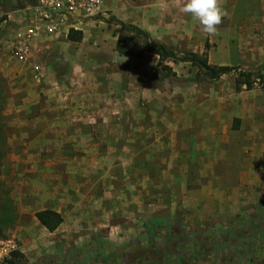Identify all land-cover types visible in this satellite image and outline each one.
<instances>
[{
    "label": "rangeland",
    "instance_id": "1",
    "mask_svg": "<svg viewBox=\"0 0 264 264\" xmlns=\"http://www.w3.org/2000/svg\"><path fill=\"white\" fill-rule=\"evenodd\" d=\"M230 1L219 0L226 15L209 36L181 11L186 0H102L99 13L84 14L100 37L85 47L67 41L50 56L32 39L24 61L11 47L15 31L35 18L38 0H0L2 116L10 147L0 206L12 198L18 218L4 232L20 245L7 264H264V152L246 144V133L256 130L250 121L243 130L236 120L226 125L254 99L237 91L264 88V63H235L241 46L257 41L242 38L247 22L230 16ZM17 9L26 10L24 22L1 24ZM113 19L140 27L179 55L206 53L212 64L262 76L238 90L235 71L210 80L191 62L168 61V70L145 50L148 38L121 36ZM107 32L111 38H101ZM119 38L128 53L119 52ZM109 111L121 119L108 120ZM212 112L221 126H208ZM131 113L164 119L144 125L129 120ZM112 125L117 134H100ZM161 127L184 128L174 147L143 135ZM204 129L213 134L206 149L199 144ZM44 209L62 215L53 231L36 216Z\"/></svg>",
    "mask_w": 264,
    "mask_h": 264
},
{
    "label": "crops",
    "instance_id": "2",
    "mask_svg": "<svg viewBox=\"0 0 264 264\" xmlns=\"http://www.w3.org/2000/svg\"><path fill=\"white\" fill-rule=\"evenodd\" d=\"M228 4H230L228 9L231 10L229 14L232 18H234V16L235 17L239 16L242 20L244 19L243 21L247 22V31L244 32V34L242 35V38L247 39L249 41H254V40L257 41L256 44L247 43V45L245 46L242 45L241 46L242 51L240 55L241 58L236 60L235 63L250 64L252 66L257 67L260 64L264 63V0H240V1L231 0L230 3ZM25 11H26L25 9H17L15 11H8L7 12L8 19H3L1 24L7 22L8 20H10L11 22H15V23L24 22V19L26 17ZM1 15L2 14L0 13V16ZM90 23H91V20L87 19L86 15H84L83 12H78L73 15H70L69 17H66L63 21H59L58 31H54L53 33H49V32L47 33L44 30H39L37 33L39 34L38 37L35 36L33 38V40L36 43V48H38L39 50H43V48H45L46 51H44L43 55L50 56L51 53L54 51L55 47L58 46L59 48H64L63 45L65 46L67 41L70 42V40L68 39V33L71 28L82 31L83 33L82 41L75 42V43L80 44L83 42L84 47H85L86 45L85 42L87 39L96 40L98 37H100L97 30H91L90 32L88 28V25ZM116 28L118 27L116 26ZM255 28H256V31H255ZM107 33L108 35L107 34L102 35L101 38L109 40L111 38V35L113 34L112 33L110 34L109 32ZM43 34L45 35V37H43ZM2 40L5 42L4 39H0V41ZM2 57L4 56H1V58ZM236 93L238 94V97H242L243 99L245 97H248L249 94L254 99L250 101V103L239 106L238 112L235 113L234 115L232 113L226 125L227 126L229 125L228 127L231 129L233 126V123H232L233 120H236V124L234 127L241 128L243 130L247 127V123L249 124V121H250L251 123L250 127H254L256 128V130L254 133L251 130H249L246 133V139H247L246 144H248V146L252 145L256 151L264 152V88L256 92H253V91L246 92L243 90H239ZM253 94H256V95H253ZM230 107H233V105L231 104ZM154 114H151L152 117L150 115L149 118H145V117H142L141 114L131 113L129 120L131 119L134 122L136 121V123L138 122V120L143 123L144 121H146L144 125L147 124V121L151 122V124L153 125H156V124L159 125L160 120L164 119V117L158 118ZM116 116L117 117L120 116V119H121V115H117V114L114 115V112H110L109 114H107V119L116 120L117 118ZM208 116L210 117L212 121H214V122L208 123L209 127L221 126L218 121L221 118L219 114L212 112V113H209ZM180 123H184L183 120H181ZM166 127L154 129L155 131L153 133L150 132L148 134H143V135H146V137H150L152 140H153V137H156L158 135L161 137L158 144H162L161 141L170 140L172 142H170L169 144L172 147H174L177 144L178 135L183 136L184 128L182 130H179V129L168 130ZM130 128H132L134 132H137L135 131L136 129L134 127H131V125H130ZM259 130H262L263 132L261 133ZM206 131L207 130L204 129L201 132V135L199 137L201 138L200 140L201 143H199L200 146L202 147V145H205L202 147L203 149H206L208 146L206 145L207 144L206 141H209L211 138H213V134L209 132L206 133ZM106 132L107 134H110V135L117 134L116 126L112 125V129H109L108 131H105V129H103L102 131H100V134L103 135ZM224 132L227 135V130H225ZM86 264H95V263L94 261L89 259L88 263Z\"/></svg>",
    "mask_w": 264,
    "mask_h": 264
},
{
    "label": "trees",
    "instance_id": "3",
    "mask_svg": "<svg viewBox=\"0 0 264 264\" xmlns=\"http://www.w3.org/2000/svg\"><path fill=\"white\" fill-rule=\"evenodd\" d=\"M121 26V36H124L126 31H132L139 34H142L148 40L146 41V51H149L153 54H156L160 58V62H166L164 67L168 70H172L173 67L171 64L167 63L168 61L173 62H191L195 65L199 72H204L210 80H216L222 75L230 73L232 71L236 72L235 82L236 88L239 90L243 87L247 89L253 88L254 84L261 78L262 73L255 70H244L238 66L231 65H217L212 64L209 61L208 55L206 53H195L188 52L184 55H179L174 49L169 48L163 43H157L150 40V34L147 31H144L140 27L127 24L124 21L113 19ZM83 38V33L80 30L71 28L68 33V39L71 41H81ZM117 48L122 54L128 53L129 50L126 47L122 46L121 38L117 42ZM159 70L156 69L155 72ZM6 105V94H5V85L4 77L0 73V171L3 166V160L9 153L10 147L8 144V136L6 132V123L3 119V110ZM0 209V235L7 236L4 232L9 226L14 223L18 218V213L15 209L12 198L7 195L5 199H1ZM37 218L50 230L53 231L57 228L59 223L62 221V215L52 209H44L36 212ZM264 241V240H263ZM262 242V241H261Z\"/></svg>",
    "mask_w": 264,
    "mask_h": 264
},
{
    "label": "built area",
    "instance_id": "4",
    "mask_svg": "<svg viewBox=\"0 0 264 264\" xmlns=\"http://www.w3.org/2000/svg\"><path fill=\"white\" fill-rule=\"evenodd\" d=\"M101 7L102 0H38L34 11L35 18L28 22L30 26L25 30L19 27L15 31L17 41L11 47L12 54L21 60H28L32 39L39 30L53 33L58 31L59 21L66 17L78 12L96 14L101 11ZM19 249L20 245L15 236L0 235V264H7Z\"/></svg>",
    "mask_w": 264,
    "mask_h": 264
},
{
    "label": "clouds",
    "instance_id": "5",
    "mask_svg": "<svg viewBox=\"0 0 264 264\" xmlns=\"http://www.w3.org/2000/svg\"><path fill=\"white\" fill-rule=\"evenodd\" d=\"M181 11L190 14L197 20L203 31L209 36H215L222 18L226 15L219 0H186Z\"/></svg>",
    "mask_w": 264,
    "mask_h": 264
}]
</instances>
